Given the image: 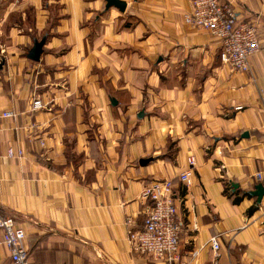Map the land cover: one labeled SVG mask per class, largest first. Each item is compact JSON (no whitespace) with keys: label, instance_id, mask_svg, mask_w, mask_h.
<instances>
[{"label":"crops","instance_id":"0c3cea01","mask_svg":"<svg viewBox=\"0 0 264 264\" xmlns=\"http://www.w3.org/2000/svg\"><path fill=\"white\" fill-rule=\"evenodd\" d=\"M119 1L123 12L105 0H0V111L15 114L0 120V213L24 231L30 264H155L127 236L151 204L145 188L171 180L173 264H264V195L258 205L249 194L264 171V0H233L262 36L248 73L183 23L190 0ZM7 146L23 158L7 159ZM0 264H11L2 245Z\"/></svg>","mask_w":264,"mask_h":264},{"label":"built area","instance_id":"2783aa9c","mask_svg":"<svg viewBox=\"0 0 264 264\" xmlns=\"http://www.w3.org/2000/svg\"><path fill=\"white\" fill-rule=\"evenodd\" d=\"M183 23L206 32L218 44V59L235 73H248L250 59L262 50L263 41L256 21L243 20L233 0H190L189 10L183 14ZM39 99L31 102L32 111L41 110ZM240 109V108H239ZM15 118V114L0 111V120ZM44 147V142L40 141ZM7 159H21V148L7 146L4 152ZM193 167L194 158L187 160ZM190 171L179 176L185 187L190 185ZM257 183L264 184V171L254 175ZM143 197L151 202L147 208L141 229L130 231L128 241L140 255L149 257L155 264H173L178 259L181 224L177 219L174 201V188L171 180L153 181L143 191ZM130 224V221H127ZM0 245L9 251L11 264H30L28 252L23 247L24 231L15 225L11 217L0 213ZM212 251L217 252L216 238L209 240Z\"/></svg>","mask_w":264,"mask_h":264},{"label":"water","instance_id":"95a60500","mask_svg":"<svg viewBox=\"0 0 264 264\" xmlns=\"http://www.w3.org/2000/svg\"><path fill=\"white\" fill-rule=\"evenodd\" d=\"M106 7L105 9L108 10L111 7L117 8L120 12H123L125 10V3L121 2L119 0H105ZM44 38L41 39L40 42L34 41L33 47L30 49L28 53V59L31 61L37 62L39 60L40 55L42 54V47L44 44ZM114 103V104H113ZM113 105H115V102H112ZM255 190L253 192H250L249 194L253 197H256V203L259 205L261 202V199L264 195V187L262 184H258L254 188Z\"/></svg>","mask_w":264,"mask_h":264},{"label":"rangeland","instance_id":"374dc122","mask_svg":"<svg viewBox=\"0 0 264 264\" xmlns=\"http://www.w3.org/2000/svg\"><path fill=\"white\" fill-rule=\"evenodd\" d=\"M36 39L40 40L39 37ZM0 45H7V27L6 26L3 27L2 33H0Z\"/></svg>","mask_w":264,"mask_h":264},{"label":"trees","instance_id":"16d2710c","mask_svg":"<svg viewBox=\"0 0 264 264\" xmlns=\"http://www.w3.org/2000/svg\"><path fill=\"white\" fill-rule=\"evenodd\" d=\"M30 51V50H29ZM29 51L27 52V56H28V53H29ZM242 196H245V194H243ZM241 201V197L240 198H238V199H235V200H233V203H239ZM141 229V228H140ZM139 230V229H138ZM136 231V230H135Z\"/></svg>","mask_w":264,"mask_h":264}]
</instances>
